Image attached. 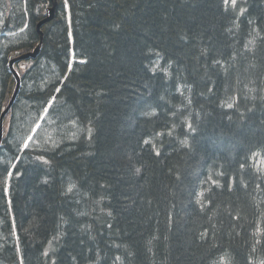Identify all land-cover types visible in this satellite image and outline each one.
I'll return each instance as SVG.
<instances>
[{
  "label": "trees",
  "instance_id": "obj_1",
  "mask_svg": "<svg viewBox=\"0 0 264 264\" xmlns=\"http://www.w3.org/2000/svg\"><path fill=\"white\" fill-rule=\"evenodd\" d=\"M57 4L55 75L34 64L4 124L0 264H264V0Z\"/></svg>",
  "mask_w": 264,
  "mask_h": 264
},
{
  "label": "rangeland",
  "instance_id": "obj_2",
  "mask_svg": "<svg viewBox=\"0 0 264 264\" xmlns=\"http://www.w3.org/2000/svg\"><path fill=\"white\" fill-rule=\"evenodd\" d=\"M20 3H21L20 9L18 10L16 7H14L13 13H11L12 18L14 19L13 25H14V23H16V20L18 19V16L21 13V11H23V4H24L23 0H20ZM8 15H9V12L7 13L6 10L0 11V57H1V54H4V56L6 55L4 58L6 59L5 67H6L7 70H8V67H7V54L9 52H11V51L7 52L6 49L8 47H10V46L19 47L21 45H24L25 44L24 42H26V40H28V34H29L26 26H24V22L23 21H22L23 27H24L23 29H11V30L7 29L4 25H6L5 24V19L7 18ZM11 15H10V19H11ZM21 15H22V13H21ZM37 58H38V56H37ZM38 59H36V63H34L35 61L27 62V60H26L27 63H25V62H21V63L17 62V63H15V66L17 67V70L19 71L20 75L23 76V78L21 80V82L23 84V88H22L23 93L28 92V91H30L33 88V84L34 83L31 82V80H29V75H30V70L33 69L32 67L34 66V64H35V66L38 67L37 70H41L42 72L45 73L44 76L55 75V72H54L55 68H53V66H51L46 60H41L40 61ZM155 66L158 67V68H161L160 60H157L155 62ZM24 77H26V79H28L29 81L26 82ZM25 82H26V85H25ZM28 82H29V84H28ZM6 94L7 93L4 92L2 96L3 97H7L6 100L8 101L10 95L8 96V94L7 95ZM2 104L3 103H0V108H1ZM18 104H19L20 107H24L25 100L24 99L23 100L20 99ZM34 117H35V113L33 111H30V114H29L30 122L34 119ZM10 119H11V114L6 117L4 124L7 125L8 122H10ZM31 129L29 130V134L31 133ZM258 160H260L259 161L260 163L264 162L263 159H258V158H257L256 162Z\"/></svg>",
  "mask_w": 264,
  "mask_h": 264
},
{
  "label": "water",
  "instance_id": "obj_3",
  "mask_svg": "<svg viewBox=\"0 0 264 264\" xmlns=\"http://www.w3.org/2000/svg\"><path fill=\"white\" fill-rule=\"evenodd\" d=\"M55 6H56V3L53 1V6L47 10V12H48L47 17L45 19H43L41 22H39L36 26V32L38 33V36H39V42L36 44L33 51L25 53V54L17 56V57H14L13 59H11L8 62L10 72H11V74L15 80V88L13 90V93H12L6 107L0 113V147H1V143H2V137H3V121H4V118H5L6 114L9 112V110L11 109V107L13 106V104L17 98V95L19 93V89H20V78H19L17 72L14 70L13 65L15 63L21 61V60H26L29 58L35 59V57L39 54L40 48H41V42H42V32L40 31V28L44 23L49 22L54 17Z\"/></svg>",
  "mask_w": 264,
  "mask_h": 264
},
{
  "label": "flooded vegetation",
  "instance_id": "obj_4",
  "mask_svg": "<svg viewBox=\"0 0 264 264\" xmlns=\"http://www.w3.org/2000/svg\"><path fill=\"white\" fill-rule=\"evenodd\" d=\"M20 2V0H1L0 1V11L2 10H6L7 13L9 12V15L7 16V18L5 19V27L7 29H23V23L22 21L24 22V26H26V28H28V26L31 24L32 21H36L34 22V29L36 27V24L42 19V16L40 15H31L29 13H27L26 11H24V8H23V11H21L22 13V17H21V23L20 24H17V20H16V23H14L13 25V21L14 19L12 18V15L11 13H13V9L14 7L17 8V4ZM47 4V6L49 5V3H45V5ZM46 6V7H47ZM46 9V8H45ZM21 13L19 15H21ZM10 15H11V19H10ZM19 17V16H18ZM40 17V18H38Z\"/></svg>",
  "mask_w": 264,
  "mask_h": 264
},
{
  "label": "bare ground",
  "instance_id": "obj_5",
  "mask_svg": "<svg viewBox=\"0 0 264 264\" xmlns=\"http://www.w3.org/2000/svg\"><path fill=\"white\" fill-rule=\"evenodd\" d=\"M38 4V3H37ZM34 9V8H33ZM39 13V12H38ZM69 16V15H68ZM70 20V19H69ZM36 22V21H35ZM35 32V31H34ZM43 36V35H42ZM69 38V37H68ZM263 38V37H262ZM43 41V40H42ZM22 44V43H21ZM26 44V43H25ZM24 44V45H25ZM30 44V43H29ZM43 44V43H42ZM28 49V48H27ZM25 51V50H24ZM9 52V51H8ZM69 53V52H68ZM37 58V57H36ZM35 58V59H36ZM33 62V61H32ZM67 64V63H66ZM232 69V68H231ZM18 71V70H17ZM9 76H10V74H9ZM4 78V77H3ZM7 78V77H6ZM11 78L13 79V77L11 76ZM25 78V77H24ZM11 80V79H10ZM21 80L22 79H20V84H22V82H21ZM8 82V81H7ZM9 83V82H8ZM14 84V83H13ZM11 88V87H10ZM57 88V87H56ZM7 90V89H6ZM181 90V89H180ZM35 91V90H34ZM151 91V90H150ZM149 91V92H150ZM8 93V92H7ZM151 93V92H150ZM10 94V93H9ZM33 94V93H32ZM7 95V94H6ZM9 96V95H8ZM195 97V96H194ZM7 99V98H6ZM7 101V100H6ZM5 102V101H4ZM2 103V102H1ZM32 104V103H31ZM1 107H2V105H1ZM217 111V110H216ZM233 112V111H232ZM148 114V113H147ZM227 114V113H226ZM145 116V115H144ZM28 119V118H27ZM38 119V118H37ZM18 121V120H17ZM235 125V124H234ZM54 127H56V126H54ZM29 134V133H28ZM31 140V139H30ZM177 140V139H176ZM24 144V143H23ZM22 148V147H21ZM254 148V147H253ZM154 150V149H153ZM252 153V152H251ZM255 160V159H254ZM215 162V161H214ZM213 162V163H214ZM210 163V162H209ZM219 163V162H218ZM206 164H208V163H206ZM241 165V164H240ZM209 166V165H208ZM243 167V166H242ZM249 167V166H248ZM213 169V168H212ZM206 170V169H205ZM211 170V169H210ZM209 171V170H208ZM217 171V170H216ZM239 171H240V167H239ZM241 171H242V169H241ZM223 173V172H222ZM216 174V173H215ZM241 174V173H240ZM207 175V174H206ZM218 175V174H217ZM232 177V176H231ZM214 179V178H213ZM239 181V180H238ZM202 184V183H201ZM200 184V185H201ZM203 185V184H202ZM210 187V186H209ZM209 189V188H208ZM199 192V191H198ZM206 196V195H205ZM99 201V200H98ZM100 202V201H99ZM79 204V203H78ZM201 205V204H200ZM202 206V205H201ZM12 211V210H11ZM206 211V210H205Z\"/></svg>",
  "mask_w": 264,
  "mask_h": 264
},
{
  "label": "snow or ice",
  "instance_id": "obj_6",
  "mask_svg": "<svg viewBox=\"0 0 264 264\" xmlns=\"http://www.w3.org/2000/svg\"><path fill=\"white\" fill-rule=\"evenodd\" d=\"M229 0H225V4H228ZM233 6H235L236 0H231Z\"/></svg>",
  "mask_w": 264,
  "mask_h": 264
}]
</instances>
